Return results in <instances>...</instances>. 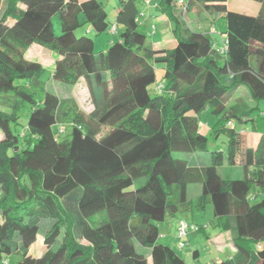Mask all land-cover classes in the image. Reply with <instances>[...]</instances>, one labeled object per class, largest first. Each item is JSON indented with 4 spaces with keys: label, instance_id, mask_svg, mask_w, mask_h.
Returning a JSON list of instances; mask_svg holds the SVG:
<instances>
[{
    "label": "trees",
    "instance_id": "trees-1",
    "mask_svg": "<svg viewBox=\"0 0 264 264\" xmlns=\"http://www.w3.org/2000/svg\"><path fill=\"white\" fill-rule=\"evenodd\" d=\"M139 1L149 5L118 0L109 23L100 0H6L0 264H187L159 242V228L191 208L192 185L200 186L195 208L211 205L233 244L232 257L219 263L264 264V117L252 116L264 102V0H249L261 4L255 16L229 11L227 0H158L153 7L176 40L159 50L142 32ZM190 11L224 15V52L187 25ZM82 25L116 39L95 53L91 38L74 34ZM33 44L58 56L53 82L73 88L84 81L92 111L47 90L45 68L25 57ZM157 65L162 80L151 94ZM239 88L252 105L226 104ZM203 110L218 117L211 134L227 143L197 167L187 158L208 152V137L198 130ZM234 121L252 123L253 146ZM225 164L240 168L242 178H222ZM41 233L45 250L30 256L29 244Z\"/></svg>",
    "mask_w": 264,
    "mask_h": 264
},
{
    "label": "rangeland",
    "instance_id": "rangeland-1",
    "mask_svg": "<svg viewBox=\"0 0 264 264\" xmlns=\"http://www.w3.org/2000/svg\"><path fill=\"white\" fill-rule=\"evenodd\" d=\"M84 1V0H79ZM105 11L107 13V19L109 23H113L114 16L116 13V7L118 5V0H100ZM157 1V0H149ZM6 0H0V15L4 10ZM227 8L229 11L238 12L242 14H247L255 16L261 6L260 3L249 1V0H227ZM138 7L142 9L144 15L146 14V9L143 8L141 2H138ZM186 23L196 32H206L209 38L218 40L220 43V32L225 31V18L221 13L213 12H200L197 14L195 11H190L186 15ZM144 23V29L142 32L147 36L149 42H154L159 39L166 40L167 36L171 34L167 32L171 31L170 23L169 27L163 26L161 22L153 23L148 17H144L142 20ZM199 24L202 29H198L196 24ZM53 26L55 35L60 34V26L57 17L53 18ZM155 27V31L150 35L152 27ZM214 29V33H210ZM209 30V31H208ZM208 31V32H207ZM76 37L87 36L94 41V52H103L107 49L108 45L112 40L116 39V35L109 32L94 35V33L87 30L86 25L80 26L74 32ZM171 37V36H170ZM171 45H164L163 48L170 49ZM220 47V46H218ZM26 60L35 61L40 63L45 68V74L43 76V82L46 83V88L50 93H55L62 97L71 96L77 102L79 108L89 113L92 111L93 106L90 102L89 94L86 85L83 80H80L73 88L71 86L62 85L53 82L51 80V72L53 70L54 61L58 59L50 49L43 48L33 44L26 53ZM163 70L160 69V65L155 67L156 83L149 88V92L154 94L156 86L162 80ZM227 105H252L251 99L246 89L239 88L231 96L226 99ZM260 115L264 117V102L259 103V111H255L252 116ZM199 120V132L206 135L207 139V149L208 152L199 155H192L187 158L193 165L197 167L208 165L209 154L214 150H224L227 143V138L223 134L214 136L212 131L214 127L218 124V117L213 116L208 110H203L198 117ZM235 129L237 131H244L246 133L247 143L249 145H254L258 139V135L252 133V123L247 122L240 125L237 121H234ZM56 130V127L54 128ZM64 135L69 133V127H64ZM261 135L264 136V122L260 124ZM2 139V134L0 132V140ZM219 175L226 179H241L242 171L240 168H232L226 164L222 169L219 170ZM200 193L199 185H192L188 188V200L191 201V208L178 212L173 217H168L165 222L160 225L159 228V242L164 244L171 249H173L178 256H180L187 264H214L215 262L225 261L232 257L234 252V247L231 242L230 236L223 232L217 226V220L213 217L212 206L206 205L204 210H197L195 208V201ZM255 190L251 191L252 196ZM252 202V201H251ZM180 222H184L187 225H193L198 228V230L189 231L186 236L178 237V225ZM179 241L183 242L184 247L182 249L178 248ZM45 250L43 244L42 233L37 235L33 241L29 244L28 254L33 257L40 256ZM140 252L145 253L148 256V251L139 249ZM197 252L196 258L193 257V253Z\"/></svg>",
    "mask_w": 264,
    "mask_h": 264
},
{
    "label": "crops",
    "instance_id": "crops-1",
    "mask_svg": "<svg viewBox=\"0 0 264 264\" xmlns=\"http://www.w3.org/2000/svg\"><path fill=\"white\" fill-rule=\"evenodd\" d=\"M146 1H149V0H146ZM157 1H158V0H157ZM157 1H153V2H152V1H149V5H146L144 2H141L143 8L146 9V14L144 15V14L142 13V14H143V18H142V20L144 19V17H148L149 19H151V21H152L153 23H155L154 25H156V23H158V22H161V23L163 24V26H166V23H167V25H168V27H169V24H168V20H167V18H166L164 15H161V14H159L158 12H156V10H155L154 7H153L154 3L157 2ZM138 9H139L140 12H142V9H141V8L138 7ZM142 26L145 27L143 22H142ZM224 26H225V25H224ZM196 27H198V29H199L200 25L197 23V24H196ZM169 29H170V27H169ZM191 29H192V28H191ZM200 29H202V28L200 27ZM87 30L89 31V28H87ZM155 30H156V29H155ZM192 30H193V29H192ZM195 31H197V30H195ZM208 31H209V30H208ZM208 31H207V32H208ZM152 33H153V31H151L150 35H152ZM168 33L171 34V31H168L167 34H168ZM202 33L207 34V33L204 32L203 30H202ZM210 33H211V32H210ZM223 33H224V32H220V34H223ZM207 35H208V34H207ZM170 36H171V37H170ZM170 36H167L168 38H166V40L159 39V40H156V41L152 42V43H151V44H152V47H153L155 50L166 49V48H163L164 45H171L172 47H171L170 49L174 48V47L176 46V40L174 39V37H173L172 34H171ZM216 38L218 39L217 41L214 40V39H212V38H210V39H211V41L215 44V47L218 48V46L221 45V39H220V43H219V38H218L217 36H216ZM160 69L162 70V67H161V66H160Z\"/></svg>",
    "mask_w": 264,
    "mask_h": 264
},
{
    "label": "built area",
    "instance_id": "built-area-1",
    "mask_svg": "<svg viewBox=\"0 0 264 264\" xmlns=\"http://www.w3.org/2000/svg\"><path fill=\"white\" fill-rule=\"evenodd\" d=\"M211 33H214V29L211 30ZM220 39H221V45H220V47L217 48V50L222 53V52H224V40H223L221 35H220ZM194 230H198V228L194 227L193 225L189 226L184 222H180L178 225V237L182 238V237L186 236V234L189 231H194ZM183 247H184L183 242L179 241L178 248L182 249ZM214 264H220V263L217 261Z\"/></svg>",
    "mask_w": 264,
    "mask_h": 264
}]
</instances>
